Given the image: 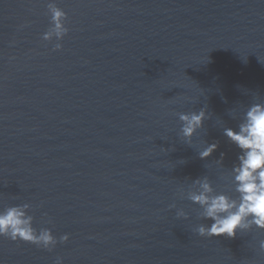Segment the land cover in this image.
I'll return each instance as SVG.
<instances>
[{
  "label": "water",
  "instance_id": "obj_1",
  "mask_svg": "<svg viewBox=\"0 0 264 264\" xmlns=\"http://www.w3.org/2000/svg\"><path fill=\"white\" fill-rule=\"evenodd\" d=\"M50 2L61 41L42 39ZM254 103L264 0H0V211L27 203L69 236L50 252L0 237V264H264V230L201 237L212 221L188 199L204 177L235 196L223 129ZM203 107L190 147L177 114Z\"/></svg>",
  "mask_w": 264,
  "mask_h": 264
},
{
  "label": "clouds",
  "instance_id": "obj_2",
  "mask_svg": "<svg viewBox=\"0 0 264 264\" xmlns=\"http://www.w3.org/2000/svg\"><path fill=\"white\" fill-rule=\"evenodd\" d=\"M50 14L51 27L42 36L44 41H61L68 33L66 25L67 14L50 2L47 5ZM62 48L57 42L53 51ZM181 122L180 136L185 144L191 147L192 138L199 129L204 127V122L209 119L207 108L203 107L198 112L178 113ZM230 115L236 119L235 110H230ZM223 135L234 144L240 154L238 163L231 168V184L235 196L224 193L213 194L214 190L207 177L194 181L198 190L190 192L188 199L202 210L201 220H210L212 223L199 224L195 231L201 237L235 238L237 233H247L255 229L264 230V103H254L243 113L236 129L224 127ZM216 143L207 145L198 155L201 160H206L217 150ZM221 161L217 164L222 165ZM175 208V205H170ZM30 205L6 207L0 211V237L12 242H24L35 245L47 251H52L57 243H66L67 234L57 241L52 231L48 228L37 230L33 226V216L29 215ZM177 218L187 220L189 217L184 212H178ZM259 247L264 251V241ZM55 264H63L61 257H57Z\"/></svg>",
  "mask_w": 264,
  "mask_h": 264
}]
</instances>
